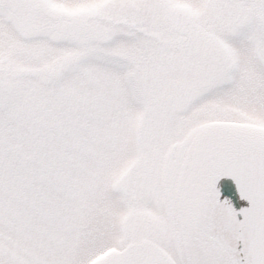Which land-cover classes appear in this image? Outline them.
Segmentation results:
<instances>
[{
	"label": "snow or ice",
	"instance_id": "1",
	"mask_svg": "<svg viewBox=\"0 0 264 264\" xmlns=\"http://www.w3.org/2000/svg\"><path fill=\"white\" fill-rule=\"evenodd\" d=\"M0 264H264V0H0Z\"/></svg>",
	"mask_w": 264,
	"mask_h": 264
}]
</instances>
